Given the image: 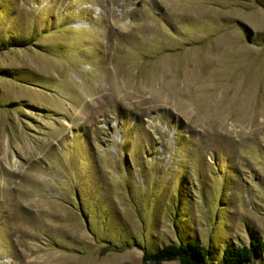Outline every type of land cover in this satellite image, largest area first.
<instances>
[{"label":"rangeland","instance_id":"rangeland-1","mask_svg":"<svg viewBox=\"0 0 264 264\" xmlns=\"http://www.w3.org/2000/svg\"><path fill=\"white\" fill-rule=\"evenodd\" d=\"M250 234L264 0H0V264H139L176 236L211 263Z\"/></svg>","mask_w":264,"mask_h":264},{"label":"trees","instance_id":"trees-1","mask_svg":"<svg viewBox=\"0 0 264 264\" xmlns=\"http://www.w3.org/2000/svg\"><path fill=\"white\" fill-rule=\"evenodd\" d=\"M172 259L179 264H264V237L250 234L246 243H227L210 263L209 248L197 240L176 236L151 251L142 247L139 264H158Z\"/></svg>","mask_w":264,"mask_h":264}]
</instances>
